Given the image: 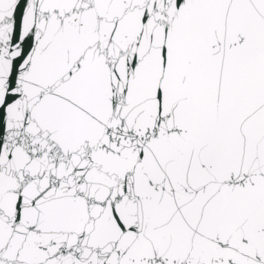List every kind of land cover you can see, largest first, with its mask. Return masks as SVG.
I'll list each match as a JSON object with an SVG mask.
<instances>
[{"label": "snow or ice", "instance_id": "obj_1", "mask_svg": "<svg viewBox=\"0 0 264 264\" xmlns=\"http://www.w3.org/2000/svg\"><path fill=\"white\" fill-rule=\"evenodd\" d=\"M0 264H264V0H0Z\"/></svg>", "mask_w": 264, "mask_h": 264}]
</instances>
